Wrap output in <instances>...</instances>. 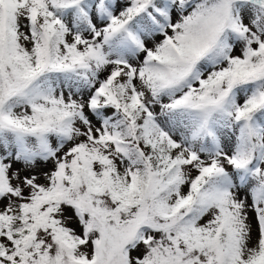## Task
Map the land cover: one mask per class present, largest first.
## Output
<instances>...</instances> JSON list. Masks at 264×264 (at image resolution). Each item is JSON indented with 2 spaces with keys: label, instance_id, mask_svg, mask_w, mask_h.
<instances>
[{
  "label": "snow or ice",
  "instance_id": "obj_1",
  "mask_svg": "<svg viewBox=\"0 0 264 264\" xmlns=\"http://www.w3.org/2000/svg\"><path fill=\"white\" fill-rule=\"evenodd\" d=\"M0 264H264V0H0Z\"/></svg>",
  "mask_w": 264,
  "mask_h": 264
},
{
  "label": "rangeland",
  "instance_id": "obj_2",
  "mask_svg": "<svg viewBox=\"0 0 264 264\" xmlns=\"http://www.w3.org/2000/svg\"><path fill=\"white\" fill-rule=\"evenodd\" d=\"M254 235H255V233H254Z\"/></svg>",
  "mask_w": 264,
  "mask_h": 264
}]
</instances>
